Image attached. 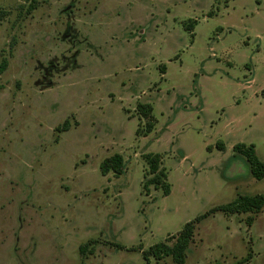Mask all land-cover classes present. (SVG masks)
Wrapping results in <instances>:
<instances>
[{
  "label": "rangeland",
  "instance_id": "obj_1",
  "mask_svg": "<svg viewBox=\"0 0 264 264\" xmlns=\"http://www.w3.org/2000/svg\"><path fill=\"white\" fill-rule=\"evenodd\" d=\"M35 1L0 0V264H176L143 252L264 194L232 158L264 161V0ZM149 153L169 196L144 190ZM185 264H264V209L203 220Z\"/></svg>",
  "mask_w": 264,
  "mask_h": 264
},
{
  "label": "trees",
  "instance_id": "obj_2",
  "mask_svg": "<svg viewBox=\"0 0 264 264\" xmlns=\"http://www.w3.org/2000/svg\"><path fill=\"white\" fill-rule=\"evenodd\" d=\"M31 6L28 13H31L35 9V0H31ZM217 4L224 3L228 5L232 0H214ZM7 16L6 12H0V21ZM194 25L185 26L187 31H192ZM6 68V62L1 66V70ZM164 72L165 66L162 67ZM138 113L141 119L146 121L144 134L145 136L151 134L155 128L156 118L154 115V109L149 104H139ZM70 128L69 121H66L61 127H58L59 132H66ZM141 129L138 130L140 134ZM216 148L223 152L225 151V145L223 142H218ZM209 151L213 148L209 147ZM234 155L232 158H243L248 165L251 176L258 180H264V161H261L257 155L256 146L254 144L239 143L233 148ZM144 160L148 168V176H146L144 182V190L149 193L150 188L154 187L156 190H161L164 196H169L171 193V185L168 181V174L165 168H163V160L160 154L149 153L144 156ZM126 168V162L122 155L114 154L105 159L100 165V171L103 176L114 174L120 177L124 174ZM264 209V194L256 196H243L240 195L237 199L229 204L222 205L207 213L196 217L191 222L185 224L182 230L178 233L177 237H172L175 242L170 244V239L165 242H160L147 251L143 252V258L146 261H150L151 258L161 261L165 258H172L176 264H185L188 249L193 242L196 226L209 216L223 212L225 214H247V213H260ZM253 219L249 218L248 223L252 224Z\"/></svg>",
  "mask_w": 264,
  "mask_h": 264
}]
</instances>
